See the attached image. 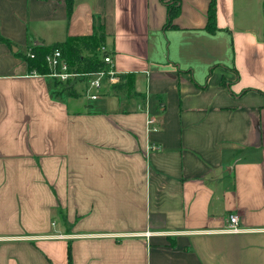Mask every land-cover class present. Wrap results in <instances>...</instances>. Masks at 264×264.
<instances>
[{"label":"crops","instance_id":"crops-1","mask_svg":"<svg viewBox=\"0 0 264 264\" xmlns=\"http://www.w3.org/2000/svg\"><path fill=\"white\" fill-rule=\"evenodd\" d=\"M166 2L0 0V264H264V0ZM95 17L140 95L29 74Z\"/></svg>","mask_w":264,"mask_h":264},{"label":"trees","instance_id":"trees-1","mask_svg":"<svg viewBox=\"0 0 264 264\" xmlns=\"http://www.w3.org/2000/svg\"><path fill=\"white\" fill-rule=\"evenodd\" d=\"M166 5L168 7V18L166 27L171 26L174 23L175 18L181 11L180 0H167ZM217 0H209V8L207 12V30L209 32H215L217 28ZM69 13L72 8L69 7ZM95 28L92 34L89 35H75L67 36V39L60 41V43H54L52 45H32L31 50L35 53L34 58H30L28 55L24 56V60L27 64L28 71L32 72L37 70L41 75H47L50 68L45 62L46 55L54 49H59L62 52L63 58L67 61L71 70L80 73L87 74L88 77H83L80 80L87 81L89 76H96L109 68V65L104 61L105 54L101 51V48L106 45L107 36L105 32V24L101 21L100 17L94 18ZM9 42V41H8ZM11 44V42H9ZM120 77V83L110 84V88L117 94H126L128 97H135L140 95L135 89V75L131 73H118ZM56 81V85L62 84L63 88L61 93H66L68 96L77 97L80 93L75 88L77 80H69L68 82ZM69 264H72L71 248L68 250Z\"/></svg>","mask_w":264,"mask_h":264},{"label":"built area","instance_id":"built-area-1","mask_svg":"<svg viewBox=\"0 0 264 264\" xmlns=\"http://www.w3.org/2000/svg\"><path fill=\"white\" fill-rule=\"evenodd\" d=\"M101 51L105 54L104 61L109 65L108 69H105V71H102L101 74L96 76H89L90 79H88L87 82V91L86 94L89 95L92 99H97L101 97L100 92L104 87V84L106 81L110 84H117L120 83V77L118 76V73L115 70V65H113V54L107 49V46L104 45L101 48ZM28 56L30 58L35 57V53L32 51L27 52ZM45 62L47 66L50 68L49 73L44 76H49L54 80L60 81V82H68L69 80H80L83 77H88L87 74L75 72L71 70L70 66L68 65L67 61L63 58L62 52L59 49H54L50 51L46 55ZM29 74L32 75H41L37 70H33L32 72H29ZM76 82V83H77ZM150 125L154 124V118H151L149 121ZM156 127V126H155ZM239 215L236 213H231L229 215V225L225 232H229L232 234H240L242 232H247V228H243L240 226L239 222Z\"/></svg>","mask_w":264,"mask_h":264},{"label":"rangeland","instance_id":"rangeland-1","mask_svg":"<svg viewBox=\"0 0 264 264\" xmlns=\"http://www.w3.org/2000/svg\"><path fill=\"white\" fill-rule=\"evenodd\" d=\"M52 81H54V83H56V81L54 79H51ZM106 84H109L107 81L104 85ZM63 85H60L61 86V89L63 88ZM77 85V89L79 90V92L81 93V96H80V99L79 101L83 104V105H86L87 103H93V104H97L98 102H102L103 100H99V101H96V100H93L92 98L89 97L88 94H86L85 92L87 91V82L86 81H82V80H78V82L76 83ZM107 87V86H106Z\"/></svg>","mask_w":264,"mask_h":264},{"label":"water","instance_id":"water-1","mask_svg":"<svg viewBox=\"0 0 264 264\" xmlns=\"http://www.w3.org/2000/svg\"><path fill=\"white\" fill-rule=\"evenodd\" d=\"M36 44H37V45H41V43L38 42V41L36 42ZM14 51H16V48H14Z\"/></svg>","mask_w":264,"mask_h":264}]
</instances>
